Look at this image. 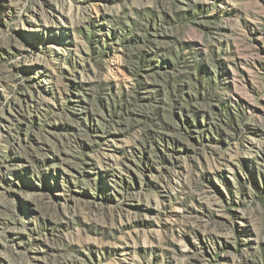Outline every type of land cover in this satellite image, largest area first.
I'll use <instances>...</instances> for the list:
<instances>
[{"label": "rangeland", "instance_id": "1", "mask_svg": "<svg viewBox=\"0 0 264 264\" xmlns=\"http://www.w3.org/2000/svg\"><path fill=\"white\" fill-rule=\"evenodd\" d=\"M0 264H264V0H0Z\"/></svg>", "mask_w": 264, "mask_h": 264}]
</instances>
